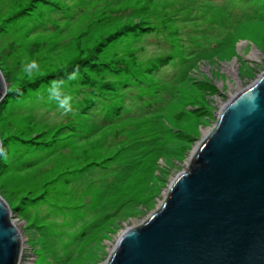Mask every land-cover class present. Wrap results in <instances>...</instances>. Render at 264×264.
<instances>
[{"label":"rangeland","instance_id":"1","mask_svg":"<svg viewBox=\"0 0 264 264\" xmlns=\"http://www.w3.org/2000/svg\"><path fill=\"white\" fill-rule=\"evenodd\" d=\"M0 71L19 96L0 110V196L23 264H103L264 72V0H0ZM60 72L67 114L46 90Z\"/></svg>","mask_w":264,"mask_h":264},{"label":"water","instance_id":"2","mask_svg":"<svg viewBox=\"0 0 264 264\" xmlns=\"http://www.w3.org/2000/svg\"><path fill=\"white\" fill-rule=\"evenodd\" d=\"M6 95L0 71V106ZM23 248L0 196V264H21ZM103 264H264V72L221 107L162 203Z\"/></svg>","mask_w":264,"mask_h":264},{"label":"clouds","instance_id":"3","mask_svg":"<svg viewBox=\"0 0 264 264\" xmlns=\"http://www.w3.org/2000/svg\"><path fill=\"white\" fill-rule=\"evenodd\" d=\"M22 70L28 74L39 70L38 62L35 60L29 61L22 66ZM79 77V70H75L73 73L68 75V80H74ZM65 81L53 80L47 86L48 100L55 101L57 106L63 110L64 114L72 111L73 97L64 91Z\"/></svg>","mask_w":264,"mask_h":264},{"label":"trees","instance_id":"4","mask_svg":"<svg viewBox=\"0 0 264 264\" xmlns=\"http://www.w3.org/2000/svg\"><path fill=\"white\" fill-rule=\"evenodd\" d=\"M93 65H95V64H90V66L92 67ZM87 67V66H86ZM94 67V66H93ZM71 71V69L69 70V72ZM68 72V73H69ZM67 74V72H60V73H58L56 76H53L52 78L54 79V80H61L62 79V77H64L65 75ZM34 88H36V87H34ZM13 94H12V91L11 90H7V95H6V98H5V100L3 101V103L1 104V106H0V110L2 109V107L4 106V104L9 100V98H13L14 96H12ZM17 97H19V96H15L13 99H17ZM2 149H4V148H2Z\"/></svg>","mask_w":264,"mask_h":264},{"label":"bare ground","instance_id":"5","mask_svg":"<svg viewBox=\"0 0 264 264\" xmlns=\"http://www.w3.org/2000/svg\"><path fill=\"white\" fill-rule=\"evenodd\" d=\"M21 264H23V258H22V260H21Z\"/></svg>","mask_w":264,"mask_h":264}]
</instances>
